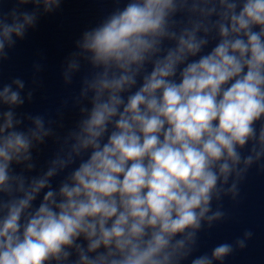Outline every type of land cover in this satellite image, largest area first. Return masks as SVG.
<instances>
[{"label": "clouds", "instance_id": "9594fccd", "mask_svg": "<svg viewBox=\"0 0 264 264\" xmlns=\"http://www.w3.org/2000/svg\"><path fill=\"white\" fill-rule=\"evenodd\" d=\"M61 3L0 11V61ZM113 3L62 67L65 86L86 68L70 128L68 100L55 119L18 113L33 90L0 85V264H223L252 237L194 255L264 170V0Z\"/></svg>", "mask_w": 264, "mask_h": 264}]
</instances>
